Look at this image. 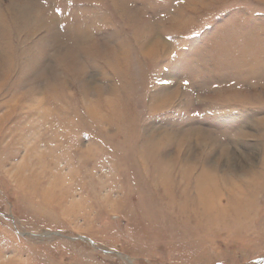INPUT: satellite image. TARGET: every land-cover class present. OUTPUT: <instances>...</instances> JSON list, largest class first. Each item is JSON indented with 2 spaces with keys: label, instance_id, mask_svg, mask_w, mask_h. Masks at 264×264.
<instances>
[{
  "label": "rangeland",
  "instance_id": "374dc122",
  "mask_svg": "<svg viewBox=\"0 0 264 264\" xmlns=\"http://www.w3.org/2000/svg\"><path fill=\"white\" fill-rule=\"evenodd\" d=\"M0 264H264V0H0Z\"/></svg>",
  "mask_w": 264,
  "mask_h": 264
},
{
  "label": "bare ground",
  "instance_id": "6f19581e",
  "mask_svg": "<svg viewBox=\"0 0 264 264\" xmlns=\"http://www.w3.org/2000/svg\"><path fill=\"white\" fill-rule=\"evenodd\" d=\"M212 177H210L209 176V178L208 179H211ZM210 181H215L218 185H217V188L219 189L221 186H225V187H231V186H233V183H234V181H233V179L231 178L230 179V177H227V178H224V179H222V180H219L218 178H213V180H210ZM213 189V188H212ZM206 190V189H205ZM205 190H203L202 192H204ZM208 191H206L205 192V194H207V196H206V198L205 199H207L208 200V198L210 197L209 196V193H207ZM203 195H204V193H202ZM213 194V193H212ZM201 196V195H200ZM204 197V196H203ZM205 199H201L200 198V202H198L197 204H196V206L198 207V210H201V212H204V211H207L208 210V206H206V202L207 201H203V200H205ZM214 200H216V201H218V202H221V200H222V198H221V195H220V193H218V194H216V196H215V199ZM198 201V200H197ZM196 201V202H197ZM235 201V200H234ZM232 202V201H231ZM236 202V201H235ZM236 203H238V202H236ZM195 206V205H194ZM230 209V208H229ZM234 209V208H233ZM221 210L222 209H217L216 208V211H218V212H221ZM231 210V209H230ZM206 214V213H205ZM208 215V214H207ZM203 217H207V216H204L203 215ZM220 220V219H219Z\"/></svg>",
  "mask_w": 264,
  "mask_h": 264
}]
</instances>
